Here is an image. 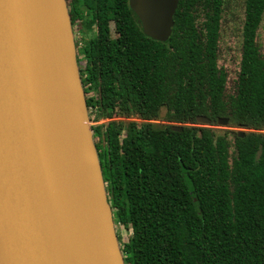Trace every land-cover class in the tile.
<instances>
[{"label":"trees","instance_id":"1","mask_svg":"<svg viewBox=\"0 0 264 264\" xmlns=\"http://www.w3.org/2000/svg\"><path fill=\"white\" fill-rule=\"evenodd\" d=\"M67 4L72 24L93 27L79 73L91 120H106L92 131L114 224L131 230L117 235L125 264H264V0H178L165 41L142 31L128 0ZM237 7L230 95L219 42ZM199 115L247 132L170 130Z\"/></svg>","mask_w":264,"mask_h":264},{"label":"water","instance_id":"2","mask_svg":"<svg viewBox=\"0 0 264 264\" xmlns=\"http://www.w3.org/2000/svg\"><path fill=\"white\" fill-rule=\"evenodd\" d=\"M177 3L128 0L158 41L171 34ZM92 123L66 0H0V264H125Z\"/></svg>","mask_w":264,"mask_h":264},{"label":"rangeland","instance_id":"3","mask_svg":"<svg viewBox=\"0 0 264 264\" xmlns=\"http://www.w3.org/2000/svg\"><path fill=\"white\" fill-rule=\"evenodd\" d=\"M70 1V0H68ZM66 0V2L68 3ZM68 5V4H67ZM236 15V21L234 19H227L226 22L223 24L225 29L222 31L223 34L221 35L220 39V51H219V61L218 64L220 67L224 68L225 72L227 73V84H226V93L227 94H233L235 91V82L237 79V72L239 70V61H240V43L238 38V22L241 18V9L239 7L235 10ZM71 28L73 30V37L75 42V48H76V56L79 60L78 66L79 68L84 67V61L82 59V55L78 54L79 48L84 44L85 41L93 37V27L89 30L86 29L85 25L82 24L81 21H76V24L71 23ZM110 34L111 37H116V33L114 31L113 24L110 25ZM259 36V43L261 46H264V18L261 24V27L258 31ZM164 113V110H161L160 115L162 116ZM90 121L92 122L91 118ZM106 122V120H101L96 123H92V125H97L100 123ZM152 123H156L158 125H162L164 122L160 120L151 121ZM166 124V123H164ZM187 124H185L186 126ZM191 126H197V127H203L198 124H192ZM209 128L214 129L215 131H218V133H221L223 131H233L234 133H244L247 132L244 128L236 127L231 128L228 126H219L216 124L209 125ZM95 144L98 143L97 140L94 141ZM116 234L119 235L121 242L124 243L127 241L128 237L131 234L130 229H125L123 227H116Z\"/></svg>","mask_w":264,"mask_h":264},{"label":"bare ground","instance_id":"4","mask_svg":"<svg viewBox=\"0 0 264 264\" xmlns=\"http://www.w3.org/2000/svg\"><path fill=\"white\" fill-rule=\"evenodd\" d=\"M50 0H45V3H49ZM51 14L49 15V20L56 26L59 25V23H61V19H59L58 17H56V13L58 11L59 8L57 7H51ZM60 31H61V35L62 37H64V34H66V31L64 28H60ZM67 35V34H66Z\"/></svg>","mask_w":264,"mask_h":264},{"label":"flooded vegetation","instance_id":"5","mask_svg":"<svg viewBox=\"0 0 264 264\" xmlns=\"http://www.w3.org/2000/svg\"><path fill=\"white\" fill-rule=\"evenodd\" d=\"M217 120V119H216ZM197 124V123H196ZM211 124H216V121L214 123H212L211 121ZM185 125V124H184ZM187 126H191V124H187ZM205 128H209V127H205Z\"/></svg>","mask_w":264,"mask_h":264}]
</instances>
